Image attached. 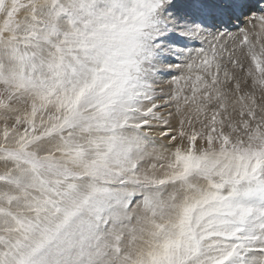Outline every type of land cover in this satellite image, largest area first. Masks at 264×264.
<instances>
[{"label":"snow or ice","instance_id":"1","mask_svg":"<svg viewBox=\"0 0 264 264\" xmlns=\"http://www.w3.org/2000/svg\"><path fill=\"white\" fill-rule=\"evenodd\" d=\"M0 264H264V0H0Z\"/></svg>","mask_w":264,"mask_h":264}]
</instances>
